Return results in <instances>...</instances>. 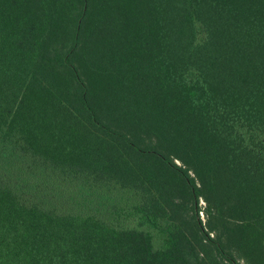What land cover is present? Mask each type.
Segmentation results:
<instances>
[{
  "label": "trees",
  "instance_id": "obj_1",
  "mask_svg": "<svg viewBox=\"0 0 264 264\" xmlns=\"http://www.w3.org/2000/svg\"><path fill=\"white\" fill-rule=\"evenodd\" d=\"M0 264H264V0H0Z\"/></svg>",
  "mask_w": 264,
  "mask_h": 264
}]
</instances>
